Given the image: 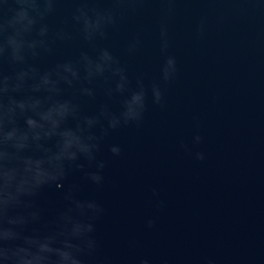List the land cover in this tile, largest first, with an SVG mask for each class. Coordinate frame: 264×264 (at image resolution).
<instances>
[{"label": "water", "instance_id": "1", "mask_svg": "<svg viewBox=\"0 0 264 264\" xmlns=\"http://www.w3.org/2000/svg\"><path fill=\"white\" fill-rule=\"evenodd\" d=\"M74 6L62 3L50 24L58 26ZM175 6L169 54L178 72L165 86L164 106L153 105L149 93L140 126L105 138L98 153L106 162L102 187L85 178L90 169L81 160L85 169L69 170L60 188L43 187L36 204L47 221L67 206L64 196L72 186L76 199L99 202L105 214L95 223V236L113 264H136L141 257L152 264H264V0H178ZM159 7L144 5L140 16L100 42L133 76H143L146 86L159 80L163 62ZM203 14L213 19L197 39L195 24ZM218 15L222 22H216ZM138 26L143 45L128 57L123 47ZM66 27L71 30V23ZM82 50L88 49L79 40L57 44L37 63L49 68L75 60ZM105 102L102 93L95 100L85 97L82 110L91 115ZM111 107L119 110L118 103ZM196 134L199 144L193 143ZM111 144L121 146L119 157L108 151ZM196 152L205 159L196 160ZM150 217L156 218L153 229L145 226Z\"/></svg>", "mask_w": 264, "mask_h": 264}, {"label": "clouds", "instance_id": "2", "mask_svg": "<svg viewBox=\"0 0 264 264\" xmlns=\"http://www.w3.org/2000/svg\"><path fill=\"white\" fill-rule=\"evenodd\" d=\"M62 3H72L70 16L53 27ZM160 5L156 19L159 50L163 56L158 81L146 86L143 76H133L126 62L110 47L101 46L110 33L140 16L144 5ZM178 0H0V264H113L101 254L95 223L104 207L95 199H76L72 186L64 199L67 206L50 220L35 198L48 185L62 187L69 170L90 169L85 178L97 187L105 181L106 162L98 158L110 133L128 126L139 127L151 103L164 106L165 86L177 76V60L169 54V24ZM213 17L201 15L195 24L202 38ZM223 15L215 17L222 22ZM71 23L72 29L66 25ZM143 28L128 37L123 52L135 56L143 45ZM82 41L88 50L75 60L41 69L38 61L51 55L57 44ZM71 90L70 95H66ZM106 98L91 115L82 110L86 97ZM111 103H118L113 111ZM71 121V124L69 123ZM22 122V123H21ZM202 137L196 134L193 143ZM188 151V146L181 143ZM108 151L119 157L122 148ZM195 159L203 161V152ZM158 193L153 190V196ZM156 207L162 209L164 201ZM156 218L145 221L153 229ZM134 247L135 242H130ZM136 264H152L141 257ZM211 264V261H208Z\"/></svg>", "mask_w": 264, "mask_h": 264}]
</instances>
